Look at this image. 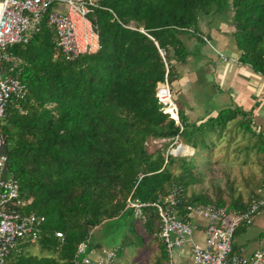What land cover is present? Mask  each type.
I'll use <instances>...</instances> for the list:
<instances>
[{
  "label": "trees",
  "instance_id": "obj_1",
  "mask_svg": "<svg viewBox=\"0 0 264 264\" xmlns=\"http://www.w3.org/2000/svg\"><path fill=\"white\" fill-rule=\"evenodd\" d=\"M96 2L103 8L89 15L99 41L95 52L67 60L45 22L28 42L10 47L26 63L20 79L27 93L20 101L25 112L8 104L0 122L7 144L5 167L20 194L30 199L25 211L42 221L37 242L19 244L5 264H72L89 231L116 219L128 231L139 221L147 237L159 240L156 209L143 205L134 216L126 206L128 195L147 204L177 187L179 212L187 204L243 209L264 187L246 200L238 196L227 203L219 193L214 198L188 193L200 180L193 173L194 155L199 147L207 148L205 137L219 134L233 120L252 132L253 122L234 107L199 121H189L178 110L177 123L159 110L154 97L156 82L166 73L170 84L174 65L188 55L180 35L190 32L204 41L198 35L200 18L226 9L232 12L238 61L264 75V0ZM175 138L192 152L165 154ZM150 141H156L153 151L147 149ZM258 150L264 152V145ZM34 245L45 254L29 253ZM163 259L159 240L154 264Z\"/></svg>",
  "mask_w": 264,
  "mask_h": 264
},
{
  "label": "built area",
  "instance_id": "obj_2",
  "mask_svg": "<svg viewBox=\"0 0 264 264\" xmlns=\"http://www.w3.org/2000/svg\"><path fill=\"white\" fill-rule=\"evenodd\" d=\"M95 8L103 7L96 0H0V122L8 104L12 103L20 113L25 112L20 101L26 96L27 86L20 74L26 63L10 47L28 42L45 22L53 30L54 41L67 60H73L81 53L95 52L99 48L98 35L89 19ZM202 39L208 43L205 37ZM219 56L227 60L226 56ZM154 97L159 110L179 123L178 107L172 99L166 73L162 81L156 82ZM260 98L264 100V87ZM4 141L0 134V148ZM175 143L179 154L172 152ZM181 145L175 138L169 145L171 150L168 147L165 154L168 151L174 155L186 154L184 150H178ZM5 157L0 155V264L6 263L7 255L19 244L37 242L42 221V217L25 211L30 199L20 194L8 172L2 179V171L6 169ZM181 201V190L177 187L147 204L132 199L130 195L126 198V206L133 209L134 216L140 215L143 205L156 209L158 237L166 254L165 264H174L173 253L189 242L194 264H264V243L249 255L235 253L232 246L236 229L251 224L264 209V187L259 196L243 209L187 204L179 212ZM195 230H201L204 235L202 245L191 239ZM55 235L62 239L60 232ZM88 241L89 236L78 243L72 264H112L115 261L116 247H101L95 251L89 247Z\"/></svg>",
  "mask_w": 264,
  "mask_h": 264
},
{
  "label": "crops",
  "instance_id": "obj_3",
  "mask_svg": "<svg viewBox=\"0 0 264 264\" xmlns=\"http://www.w3.org/2000/svg\"><path fill=\"white\" fill-rule=\"evenodd\" d=\"M198 28V35L205 37L208 43L190 32L180 35L188 55L185 61L174 65L175 77L170 83V87H175L177 98L174 102L178 110L189 121H199L215 115L222 108L237 107L248 114L254 125L253 131L263 139L264 100L260 98V91L264 87V75L238 61L239 52L232 38V12L226 9L202 17ZM219 54L226 56L227 60ZM125 226L123 224L128 230ZM191 239L202 245L204 235L201 230H195ZM263 243L264 209L251 224L236 229L232 246L235 253L249 255ZM89 247L98 251L102 246L90 243ZM189 248L190 242L178 248L173 253V263L194 264ZM116 260L112 264H116ZM163 263H166V254Z\"/></svg>",
  "mask_w": 264,
  "mask_h": 264
},
{
  "label": "rangeland",
  "instance_id": "obj_4",
  "mask_svg": "<svg viewBox=\"0 0 264 264\" xmlns=\"http://www.w3.org/2000/svg\"><path fill=\"white\" fill-rule=\"evenodd\" d=\"M171 95L175 101V87H171ZM218 131L205 137L207 148L199 147L195 151L193 173L200 180L189 186L188 193H205L212 198L219 193L226 203L238 196L246 200L264 184V152L258 150L260 145H264V138H260L253 129L252 132L242 130L237 120L229 122L219 134ZM180 141L178 143H182ZM176 146L177 143L172 145L174 154L179 152ZM155 147L157 145L152 141L148 142V151ZM191 152L188 148L186 154ZM172 169L178 171L174 167ZM123 224L116 220L108 221L92 230L89 242L119 248L116 264H154L159 256V240L155 236L147 237L139 221L134 222L133 230L129 231ZM27 251L38 256L45 254L37 245Z\"/></svg>",
  "mask_w": 264,
  "mask_h": 264
},
{
  "label": "water",
  "instance_id": "obj_5",
  "mask_svg": "<svg viewBox=\"0 0 264 264\" xmlns=\"http://www.w3.org/2000/svg\"><path fill=\"white\" fill-rule=\"evenodd\" d=\"M6 154H7V144L6 141H4L3 145L0 148V155L6 156ZM6 172H7L6 169L2 171V175H1L2 179L5 178Z\"/></svg>",
  "mask_w": 264,
  "mask_h": 264
},
{
  "label": "bare ground",
  "instance_id": "obj_6",
  "mask_svg": "<svg viewBox=\"0 0 264 264\" xmlns=\"http://www.w3.org/2000/svg\"><path fill=\"white\" fill-rule=\"evenodd\" d=\"M182 145L180 146V148L178 150H184L185 152H187L189 147L186 145H183V147H182Z\"/></svg>",
  "mask_w": 264,
  "mask_h": 264
}]
</instances>
